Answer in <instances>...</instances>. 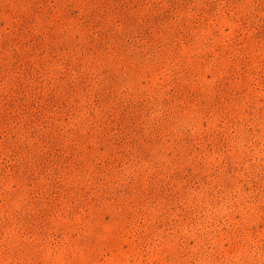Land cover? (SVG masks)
Listing matches in <instances>:
<instances>
[{"label":"rangeland","instance_id":"374dc122","mask_svg":"<svg viewBox=\"0 0 264 264\" xmlns=\"http://www.w3.org/2000/svg\"><path fill=\"white\" fill-rule=\"evenodd\" d=\"M0 264H264V0H0Z\"/></svg>","mask_w":264,"mask_h":264}]
</instances>
